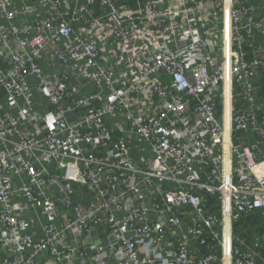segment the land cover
I'll return each instance as SVG.
<instances>
[{
    "label": "built area",
    "instance_id": "built-area-1",
    "mask_svg": "<svg viewBox=\"0 0 264 264\" xmlns=\"http://www.w3.org/2000/svg\"><path fill=\"white\" fill-rule=\"evenodd\" d=\"M259 211L264 0H0V264H264Z\"/></svg>",
    "mask_w": 264,
    "mask_h": 264
},
{
    "label": "trees",
    "instance_id": "trees-1",
    "mask_svg": "<svg viewBox=\"0 0 264 264\" xmlns=\"http://www.w3.org/2000/svg\"><path fill=\"white\" fill-rule=\"evenodd\" d=\"M242 228L237 232V237L249 241L252 239V234L258 231L259 236L264 234V211H259L246 219L240 221ZM262 253V252H261Z\"/></svg>",
    "mask_w": 264,
    "mask_h": 264
},
{
    "label": "crops",
    "instance_id": "crops-1",
    "mask_svg": "<svg viewBox=\"0 0 264 264\" xmlns=\"http://www.w3.org/2000/svg\"><path fill=\"white\" fill-rule=\"evenodd\" d=\"M39 101H41V99H39L38 97H36V102H39Z\"/></svg>",
    "mask_w": 264,
    "mask_h": 264
}]
</instances>
